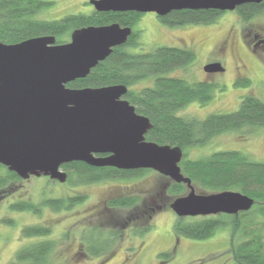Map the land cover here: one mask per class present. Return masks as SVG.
Wrapping results in <instances>:
<instances>
[{
  "label": "trees",
  "instance_id": "16d2710c",
  "mask_svg": "<svg viewBox=\"0 0 264 264\" xmlns=\"http://www.w3.org/2000/svg\"><path fill=\"white\" fill-rule=\"evenodd\" d=\"M53 3L54 0H0V42L9 44L35 36L51 35L55 37L56 43H63L69 40L74 29L84 26L117 22L132 28L142 14L136 11L92 9L88 13H68L56 19L36 17L42 9ZM234 10L244 22H248L256 14L264 12V0L260 3H244ZM221 13L217 9H179L156 17L167 26H179L213 23ZM136 36V31L132 30L123 45L114 47L109 56L91 68L85 77L75 79L67 86H127L124 98L135 107L137 113L148 117L152 124L145 138L182 149L183 157L179 162L181 172L191 180L198 193L235 190L251 197L254 202L250 209L235 214L175 215L173 232L177 237L204 239L217 228L228 226L232 264H264V162L251 160L239 150H218L197 159L189 158L186 152L188 147L204 145L220 133L244 131L250 134L264 126V101L246 94L238 107L230 112L209 113L203 119L177 115V110L190 102H208L213 96L214 84L205 80L189 82L181 77L163 75L193 61L196 56L193 48L159 45L147 52L126 51L124 47L134 45ZM148 76L154 78L152 85L140 89L133 87L137 81ZM249 83L248 78L241 76L235 81V84ZM61 168L67 173L66 182L74 184L125 179L152 170L92 166L83 161H71ZM19 180L21 178L15 172L0 164V192ZM169 180L170 185L165 188L160 186L158 193L162 191L167 196L177 197L187 192L184 183ZM82 200L83 196L78 194L44 196L39 201L17 200L9 203L8 208L40 215L43 208L69 210ZM161 205L137 194L107 198L97 213V223L87 227L88 235L86 238L83 236L89 244L88 250L81 248L79 253L102 255L104 260L108 259L115 253L120 239L121 231L116 228L119 227L117 225L128 227L132 235H142L151 229L152 216ZM0 222L14 224L11 218H1ZM20 233L23 237L41 239L16 250L8 264H50L49 256L54 249V241L48 238L51 227L46 224H28L21 227ZM161 256L168 257L169 254L161 253Z\"/></svg>",
  "mask_w": 264,
  "mask_h": 264
},
{
  "label": "water",
  "instance_id": "95a60500",
  "mask_svg": "<svg viewBox=\"0 0 264 264\" xmlns=\"http://www.w3.org/2000/svg\"><path fill=\"white\" fill-rule=\"evenodd\" d=\"M263 0H89L96 11L153 12L163 16L179 9L234 10ZM130 26L117 22L74 29L68 41L51 35L16 43L0 42V164L21 179L48 176L65 182L61 168L71 161L118 169H152L187 192L170 203L176 216H206L246 211L254 200L235 190L198 193L180 169L178 146L149 141L152 124L124 98L123 84L71 88L112 49L123 45ZM208 62L205 72L222 71ZM107 153V155H96Z\"/></svg>",
  "mask_w": 264,
  "mask_h": 264
},
{
  "label": "rangeland",
  "instance_id": "374dc122",
  "mask_svg": "<svg viewBox=\"0 0 264 264\" xmlns=\"http://www.w3.org/2000/svg\"><path fill=\"white\" fill-rule=\"evenodd\" d=\"M92 9L89 0H54L36 17L56 19L68 13H88ZM132 30L137 33L135 44L124 47L126 51L147 52L159 45L191 47L196 53L193 61L163 75L214 84L213 96L208 102H190L177 110V115L203 119L209 113L230 112L238 107L246 94L264 101V12L244 22L235 10H227L213 23L179 26H167L158 20L155 13L145 12ZM223 46L219 55L220 50L217 49ZM210 60H218L224 69L205 72L203 67ZM239 76L248 78L250 83L235 84ZM153 81V76H148L133 87L140 89L152 85ZM218 150H239L251 160L264 162V126L250 134L244 131L223 132L204 145L188 147L186 152L189 158L197 159ZM169 185V178L154 170L130 178L91 183L59 182L44 175H31L14 182L0 192V219L11 218L14 221L12 225L0 222V264H8L16 250L41 239L21 235V227L28 224L51 227L48 238L54 241V249L49 256L50 264H232L228 226L217 228L204 239L175 235V213L169 206L175 197L162 191L158 193L160 186L165 188ZM74 194L83 196V200L69 210L53 211L46 207L40 215H35L8 208L9 203L17 200L39 201L44 196ZM124 194L149 197L153 203L162 204L152 216L151 229L142 235H132L128 227L117 225L121 235L111 257L104 260L102 255H81V248L88 250L89 247L84 239L88 235L87 227L97 223V213L105 200ZM161 253L169 256L162 257Z\"/></svg>",
  "mask_w": 264,
  "mask_h": 264
},
{
  "label": "flooded vegetation",
  "instance_id": "af4514ba",
  "mask_svg": "<svg viewBox=\"0 0 264 264\" xmlns=\"http://www.w3.org/2000/svg\"><path fill=\"white\" fill-rule=\"evenodd\" d=\"M223 49H224V46L221 47V49H217V50H220L218 51V54L220 55V53L223 52ZM209 62H218V60H210ZM208 63V62H207ZM96 155H107V153H101V154H96Z\"/></svg>",
  "mask_w": 264,
  "mask_h": 264
}]
</instances>
